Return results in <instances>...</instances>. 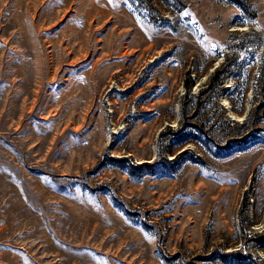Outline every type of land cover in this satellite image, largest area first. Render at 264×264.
I'll return each instance as SVG.
<instances>
[{"label": "rangeland", "instance_id": "374dc122", "mask_svg": "<svg viewBox=\"0 0 264 264\" xmlns=\"http://www.w3.org/2000/svg\"><path fill=\"white\" fill-rule=\"evenodd\" d=\"M0 264H264V0H0Z\"/></svg>", "mask_w": 264, "mask_h": 264}, {"label": "trees", "instance_id": "16d2710c", "mask_svg": "<svg viewBox=\"0 0 264 264\" xmlns=\"http://www.w3.org/2000/svg\"><path fill=\"white\" fill-rule=\"evenodd\" d=\"M224 66V65H223ZM224 73V69L223 68H216L213 72V74L210 76L209 78V83H208V86L209 88H213L216 84H220L223 82V79H224V75L221 76L222 74ZM190 76V74L188 73V77ZM190 79V78H189ZM185 88L187 90H189L190 88V84L189 82L188 83H185Z\"/></svg>", "mask_w": 264, "mask_h": 264}, {"label": "bare ground", "instance_id": "6f19581e", "mask_svg": "<svg viewBox=\"0 0 264 264\" xmlns=\"http://www.w3.org/2000/svg\"><path fill=\"white\" fill-rule=\"evenodd\" d=\"M222 103H224V102L222 101Z\"/></svg>", "mask_w": 264, "mask_h": 264}]
</instances>
